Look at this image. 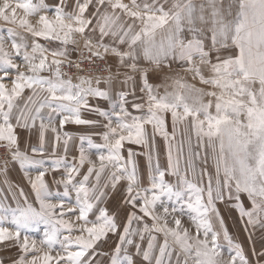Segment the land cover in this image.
Returning a JSON list of instances; mask_svg holds the SVG:
<instances>
[{"label": "snow or ice", "instance_id": "obj_1", "mask_svg": "<svg viewBox=\"0 0 264 264\" xmlns=\"http://www.w3.org/2000/svg\"><path fill=\"white\" fill-rule=\"evenodd\" d=\"M0 178V264H264V0H0Z\"/></svg>", "mask_w": 264, "mask_h": 264}, {"label": "rangeland", "instance_id": "obj_2", "mask_svg": "<svg viewBox=\"0 0 264 264\" xmlns=\"http://www.w3.org/2000/svg\"><path fill=\"white\" fill-rule=\"evenodd\" d=\"M47 2L52 3L53 0H47ZM69 3H71V0H69ZM189 79H190V77H189ZM161 92H163V88H161ZM131 99L132 98L130 97L129 103H131ZM90 103L98 104L100 107L105 108L109 112H111L113 109V103L111 101H102V100L92 99V100H90ZM129 111L132 112L133 115H140L141 114V113H138L135 110L131 109V107H129ZM82 116L85 119L97 120L99 123L97 125H76V124L69 123V124L64 126V128L62 129L63 131H61V132L67 131V132H70L73 134V140L70 142V145H69V152H68V160L69 161L72 160L73 156H78V145H79V137L80 136H90L93 139V141L97 144L103 142L102 141V132L106 131V128L104 127V125L107 123V119L105 117L99 116L98 114H96L94 112H89V111L83 112ZM168 123H169V129L168 130H169V132H171L170 117L168 118ZM55 124L57 125V127L59 126L58 121ZM147 130L151 134V131H152L151 126H147ZM28 136H31V140L29 141V145L26 147L35 146L38 143L37 131L36 130L24 131L23 137H28ZM46 140H47V142H46L45 158L50 160V159L56 158V156L64 155L62 150H57L55 156L50 155L51 141L53 140V134L51 132L47 133ZM129 147L132 148L133 151L138 152V153H142L146 150L142 146H138L135 144H129L126 142L125 143V155H126V149ZM154 151H158L160 153V159H161V162L163 163L165 160V151H166V145L163 141V138L157 136ZM135 160L137 163L138 171H140L142 175L147 172L148 178L150 179L151 170L148 167L146 157L144 155H137L135 157ZM32 175L35 176V171L32 172ZM52 175L53 174L50 173L47 177V179H49L51 189L53 190V192L59 191L62 194L63 193V187L59 186V188H58L56 184L52 183V179H51ZM56 175L58 177V173ZM21 177H22V173L19 170H17L14 173L10 174L9 179L15 183H22V186H24L27 189V182L21 181ZM0 179H2V178H0ZM5 194L10 195L7 192H5ZM72 198H74V194H73ZM72 198H66V203H68L69 206H71L70 200ZM7 202L10 204H13V206H14V202L11 199H9ZM108 206L111 207V202L108 203ZM97 215H98V213H97ZM233 216H234V214H233ZM233 216H229L226 218V223L228 224L229 230L234 233L235 237L238 240L244 241L246 239V233L244 231H242L237 226V223H236L235 219L233 218ZM43 228H44V225H40L38 229L34 230L33 234L36 235L37 239L42 238ZM115 242H116V238L114 236H110L108 242L106 244L102 245V251L105 253H110L112 248L114 247ZM96 261H97V264H109V257L106 255L97 256Z\"/></svg>", "mask_w": 264, "mask_h": 264}, {"label": "crops", "instance_id": "obj_3", "mask_svg": "<svg viewBox=\"0 0 264 264\" xmlns=\"http://www.w3.org/2000/svg\"><path fill=\"white\" fill-rule=\"evenodd\" d=\"M45 111H47V109H45ZM86 111H87V110H85V111L83 110L82 113H83V112H86ZM57 121H58V118L54 120V123H56ZM61 131H63V130H61Z\"/></svg>", "mask_w": 264, "mask_h": 264}]
</instances>
